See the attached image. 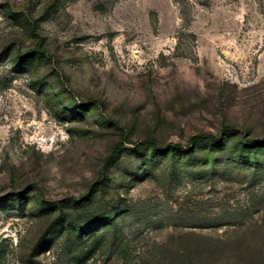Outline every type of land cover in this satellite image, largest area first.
<instances>
[{"label": "rangeland", "instance_id": "rangeland-1", "mask_svg": "<svg viewBox=\"0 0 264 264\" xmlns=\"http://www.w3.org/2000/svg\"><path fill=\"white\" fill-rule=\"evenodd\" d=\"M250 139L264 0H0V264H264Z\"/></svg>", "mask_w": 264, "mask_h": 264}, {"label": "trees", "instance_id": "trees-1", "mask_svg": "<svg viewBox=\"0 0 264 264\" xmlns=\"http://www.w3.org/2000/svg\"><path fill=\"white\" fill-rule=\"evenodd\" d=\"M247 142L248 143L253 142V144L255 145L264 143L263 140H251V139L247 140ZM143 144L145 146L155 147L156 149L159 150L164 149L155 140H146L145 142H143ZM220 144L221 142H218V140H216V137L214 136L199 135L190 138L189 149L186 151L183 150L184 149L183 146L179 143H176L173 146L177 147L178 149H181V151H184L188 155L187 157H189L191 163L193 164L201 163L203 166H206L208 164H212L215 161L220 160L221 152H219L218 150H214V146ZM124 149L125 148L123 144L119 145L112 154L110 161L118 160L119 159L118 157L121 155V152H123ZM89 200L90 199H87V201L80 200L78 205L84 207V205L87 204ZM76 201L78 203V200ZM61 208H63V206H61ZM55 224H61V217L55 219L52 225ZM89 224H91V222H89ZM51 226H49L46 229L45 231L46 236H49L51 234V230H50ZM83 233H85L83 230L80 231V235H82ZM213 242H215V239H211V241H209V243L205 246V248L196 252L197 258L196 260L193 259L194 264H213L212 262L214 260L211 259L210 256H208L211 253L213 254V252L215 251L216 245ZM180 256H182V260L180 263H176V264H193L189 255L181 254Z\"/></svg>", "mask_w": 264, "mask_h": 264}]
</instances>
